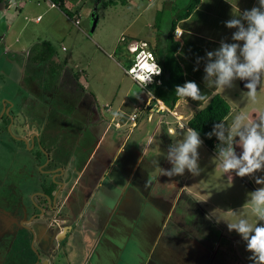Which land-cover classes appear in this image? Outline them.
I'll use <instances>...</instances> for the list:
<instances>
[{"label":"rangeland","instance_id":"rangeland-1","mask_svg":"<svg viewBox=\"0 0 264 264\" xmlns=\"http://www.w3.org/2000/svg\"><path fill=\"white\" fill-rule=\"evenodd\" d=\"M188 1L64 0L65 9L62 11L58 7H51L49 2L44 0H10L8 7H0V114L3 111L4 102H10L8 106L16 114V132L22 135L21 137L28 136L32 132V129L25 124V120L36 115L39 119L45 120L46 126L53 135H58L59 138H57L62 142L65 140L63 145L69 146L72 143L69 135L74 131V127L78 123L87 125L93 122L92 120L95 121V113L98 117L100 111L97 109L95 112L94 107H91L89 120L84 119V121L71 109H69V116L61 111L56 112L57 109L54 113L52 112L53 115L48 116L54 105L59 106L62 103L59 95L65 94L66 97L71 96L80 101L89 100L94 103L90 99V97L94 99L91 94H87L88 91H92L99 102L100 110L104 111L107 105H111L112 112H116L120 98L127 91L137 97L140 88L124 71L128 67V59L135 55V53H130L135 43L132 47L128 43L132 38H137L140 43L138 50H150L155 48L156 42L158 43L157 52L161 53V49L167 45L172 19L184 9ZM204 1L202 0L203 3ZM241 2L251 4L249 9L258 5V0H241ZM237 3H240L239 0H218L213 3V7H209V12L199 18V10L195 12L196 20L192 25L200 32V36L194 45L204 49L202 57H205L207 51L218 48L222 39L226 38L227 42H233L231 36L236 29H228L224 22L231 19L233 15L238 16L242 12L240 9L247 7V4H241L235 8L233 5ZM159 11L161 12L158 14ZM93 13L96 14V25L93 22L95 18L92 16ZM38 14H40V19L36 20L35 17ZM76 19L79 21L77 24ZM183 25L185 24L181 23V26ZM184 28L186 29V26ZM176 39L180 42V56L187 54V51L197 53L198 48L188 44L191 43V39L187 37V34ZM42 40L51 42L54 56L33 62L31 54L38 52L37 46L34 45ZM143 40H147V44L141 43ZM187 58L184 62L186 68L189 69L191 65L188 64ZM200 66L204 68L205 60L200 63ZM190 74L195 75L193 72ZM85 82L87 87L84 89L85 94L82 95ZM234 83L233 88L217 90V93L226 95V101L231 106L229 117L224 123L230 126L234 117L241 113L247 115L246 123H252L264 113V85L258 89L256 100L251 101L243 93L247 89L240 85V80ZM207 87L211 90L215 86L207 83ZM74 89L81 92L77 93L73 91ZM127 106H124L126 116L133 112V109ZM55 115L61 116L62 121L49 122L50 119L55 120L51 118ZM109 115H111L110 111L107 112V116ZM51 126L54 127L51 128ZM32 128L36 129V126ZM8 132L11 135L14 134V131L10 129ZM0 135H4L3 132H0ZM13 138L10 140L5 138V143L4 137L0 136V144L3 145L0 148V161L3 164L0 163V167L2 166L0 179L5 176L3 166L12 167V150L14 149L12 144L16 143ZM41 139L43 140V136ZM17 144L20 145L15 146L21 150L20 170L16 163L15 170L19 173L16 176L11 175L9 179L4 177L5 184L8 182L20 184V180L24 178V181L28 176V165L30 167L31 164H27L24 159L31 158V156L26 157L27 152L21 148V143L18 141ZM216 146L217 144L214 145L213 152L209 150L206 153L204 146L198 150L201 171L199 175H191L189 184L197 194L213 203L215 207L208 204L206 209L210 218L215 220L218 226L227 225V222H236L240 218H247L251 224L255 225L258 220L252 214L250 206L248 207L245 203L248 199L247 193L254 191L260 185H256L250 176L240 178L234 173H224L216 157ZM236 151L239 154L241 149L236 146ZM63 153L69 155L65 151ZM256 175H264V173L258 172ZM245 183L249 184L253 190ZM1 189H4L2 195L6 196L8 187ZM20 189L18 192L24 196L28 194L30 188L20 187ZM25 198V203L31 202V197L26 196ZM228 210L231 211L228 212ZM66 212L70 214V211ZM39 218L42 222L45 217L41 215ZM209 225L210 222L205 223L204 229L206 230ZM55 231L51 230L52 234ZM232 242H229V246ZM233 243L235 245V242ZM2 244L7 245L6 250H3ZM242 247L245 251L246 245ZM56 253L63 259L61 250L55 251ZM246 254L251 255L248 252ZM46 255L40 249L37 239L33 242V237L28 244L22 241L13 242V244L7 241L0 242V264H7V262H11L10 264H44ZM230 257L234 259L228 254V261ZM8 258L10 261L7 260Z\"/></svg>","mask_w":264,"mask_h":264},{"label":"crops","instance_id":"crops-1","mask_svg":"<svg viewBox=\"0 0 264 264\" xmlns=\"http://www.w3.org/2000/svg\"><path fill=\"white\" fill-rule=\"evenodd\" d=\"M216 1L218 0H205L203 3L201 0L191 14L176 26L183 31L180 38L187 34L191 39V43H187L198 48L197 53L187 51V54L181 55L182 58L179 49L177 56L185 82L195 81L206 97L205 100L193 101L182 97L173 107H168L138 84L139 95L134 97L127 91L118 102L116 112L119 115L114 118L111 105L105 104L107 110L101 111L92 91L87 94H91L94 99H90L94 103L66 97L65 94L59 95L64 104L54 105L48 116L53 115L56 109V112L61 111L69 116L71 109L83 121L89 120L91 107H94L95 112L98 109L100 114L97 117L95 113V121L92 120L87 125L78 123L74 127L69 135L72 143L65 151L69 155L55 152L56 159L60 160L57 167H73L75 170L74 181L79 183L81 195L79 198L71 197L73 213L71 210L70 214L66 211L63 213L62 222H66L70 230L63 241V259L55 253L49 254L45 256L44 264H64L65 261L66 264H252L242 247L245 243L241 237L234 231L229 232L226 224L218 226L210 218L206 206L214 205L190 186L192 174L185 170L182 176L168 177L161 172V169L172 167L166 154L169 145L182 139L180 133L186 129H181V125L188 127L187 121L191 115L203 107L219 89L214 87L210 90L203 80L204 68L200 66L203 60L197 65V58H202L204 49L194 45L200 32L192 25L196 20L195 12L199 10V18L209 12V7H213ZM239 2L233 6L237 8L241 4H247L245 9L251 6L241 0ZM181 23L185 25L181 26ZM130 41L139 43L137 38ZM157 45L155 42V48H152L156 52ZM186 58L191 65L189 69L185 66ZM194 68L198 70L194 71ZM192 72L195 73L194 76H191ZM86 87L85 82L82 95L85 94ZM73 91L81 92L75 89ZM219 94L226 99L225 94ZM126 105L133 109L128 116L124 109ZM109 111L111 115L107 116ZM135 112V120H131L130 117ZM228 117L229 115L226 118ZM51 118L55 120L50 119L49 122L62 121L59 115ZM33 119L39 124L32 131L35 134L43 133L44 137L49 136L46 144L53 153L58 135H53L46 126H41L36 115ZM63 142L59 141L61 144ZM218 143L219 141L216 144ZM62 146L63 144L60 147ZM202 146L206 148V153L209 150L213 152L204 143ZM37 159L40 160L38 155ZM90 162V168L95 172V177L91 179L84 175L85 172L88 174L87 165ZM50 169L54 171L53 167ZM209 222L210 225L205 230L204 225ZM229 242L232 245L229 246ZM228 254L234 259L230 257L228 261Z\"/></svg>","mask_w":264,"mask_h":264},{"label":"clouds","instance_id":"clouds-1","mask_svg":"<svg viewBox=\"0 0 264 264\" xmlns=\"http://www.w3.org/2000/svg\"><path fill=\"white\" fill-rule=\"evenodd\" d=\"M224 23L228 29H236L231 36L233 42L222 39L218 48L207 51L205 57L197 58V65L201 60H205L204 82L225 90L233 88L235 81H243V88L247 89L243 93L251 101H255L258 89L264 85V0H258L257 6L243 10L238 16L233 15ZM182 32L175 27L174 39L177 40L175 37H180ZM134 43L135 46L129 52L135 53V62L125 70L130 78V75H133L137 79L131 78L134 82L147 88V85L162 73V69L151 49L138 50L140 43L137 41H130L128 44L132 47ZM141 43L147 44L146 41ZM140 54L152 64L150 67L147 64L138 65ZM137 69H140L139 73ZM196 70L198 68H194V71ZM175 93L193 101L206 99L195 81L177 85ZM118 115L117 112L113 113L114 118ZM246 121V114H238L230 126H226L224 122L215 123L212 131L206 133V136L209 139L215 136L219 141L216 157L224 173H234L240 178L250 176L256 185H260L247 193L248 199L245 203L250 206L258 223L253 225L247 218H240L236 222H227V228L229 232L235 231L245 242V251L251 254L247 259L252 264H264V175H256L258 172L264 173V113L252 123ZM181 129H186L180 133L182 139L169 145L166 154V159L172 167L161 169L162 174L168 177L182 176L185 170L192 175H199L201 171L198 150L203 145V140L200 133L184 125H181ZM236 146L241 149L239 154Z\"/></svg>","mask_w":264,"mask_h":264},{"label":"flooded vegetation","instance_id":"flooded-vegetation-1","mask_svg":"<svg viewBox=\"0 0 264 264\" xmlns=\"http://www.w3.org/2000/svg\"><path fill=\"white\" fill-rule=\"evenodd\" d=\"M15 103L14 101V104ZM10 104L11 103L7 101L3 104V111L0 114V132H3L4 135L0 136H3L5 141V138L10 140L13 138V135H15L13 138V140L16 141L15 145H20L17 144L18 141L21 143V148L27 152L26 157L31 156V158H25L24 160L27 164L31 165L30 167L28 165V176L24 181V178L20 180V184H18V182L17 184L13 182L5 184V178L9 179L11 175L16 176V174L19 173L15 170V165L18 163V170H20L19 164L20 160H22L20 158L21 150L19 147L12 144V148H14L12 150V167L3 166L5 169V178L3 177L0 179V217H2L0 218V242L7 241V243L10 242V244H13V242L18 243L22 241L24 244H28L30 243L31 237H33V242L37 239L40 249L43 252L47 255H52L55 253V248L58 246L55 243H51V236L54 237L55 234H58L57 236L60 238L59 240H61L59 243L61 249L59 250L63 248L64 232L68 230V224L62 222L64 220L63 213L67 210H71V213H73L74 209L72 208L71 197L76 196L79 198L81 195L78 188L79 183L77 184V180L74 181L76 175L73 173L75 171L73 167H57L59 164L57 161L60 160L56 159L55 152L60 154L58 151V148L62 145L59 143L60 140L57 139V141L54 142V152L52 153L50 148L47 147L46 142H44L46 138L50 139L49 136L44 137L43 133L35 134V132L32 131V127L39 124V122L36 123L34 121L33 117L30 116L29 120H25V124L28 128L32 129V132L24 137L17 134V125L15 124L16 114L13 112V109L11 110L8 106ZM42 120L43 119H40L41 126H46L45 121ZM9 129L14 131L13 135L9 134ZM41 136H43L44 141L41 139ZM2 147L3 145L0 144V148ZM37 155L40 160L37 159ZM0 163L3 165L1 161ZM91 165V162L87 165V169L89 170L88 174L86 172L84 173L85 177H89L90 179L95 177V172L90 168ZM37 167H39V170H37ZM52 167L54 171L50 169ZM1 168L2 166L0 169ZM33 172L35 173L33 174ZM50 174L52 176H50ZM55 181H60L63 185L57 184ZM3 187H8L6 196L2 195L4 189L1 188ZM20 187L30 188L28 194L24 196L20 195L18 192L21 190ZM48 188H51L50 192L47 191ZM56 191H59L57 195ZM26 196L31 197L30 203H25ZM66 208L68 209L66 210ZM41 215L45 217L42 222L39 221ZM35 219L36 221H34ZM32 226L35 228L34 233L30 231ZM51 230H56L54 235ZM2 246L4 248L3 250L7 249V245L2 244ZM55 255L60 257L58 253Z\"/></svg>","mask_w":264,"mask_h":264},{"label":"trees","instance_id":"trees-1","mask_svg":"<svg viewBox=\"0 0 264 264\" xmlns=\"http://www.w3.org/2000/svg\"><path fill=\"white\" fill-rule=\"evenodd\" d=\"M49 1L54 2L56 4L55 7L60 8L62 11L65 9L64 0ZM200 1L201 0H189L184 9L176 16H174L168 31L167 45L165 48L161 49V53H158L154 49H151V52L156 58L157 63L162 69V73L156 76L154 80L147 85L146 89L147 91L151 92L155 98H159L160 100H162L168 107H173L174 104L180 98H182L176 95L175 88L177 85H183L185 83L183 69L177 56V53L180 49V42L174 39L173 31L177 26V23L187 18L191 14V12L199 5ZM9 4L10 0H0V7L6 8ZM160 12L161 11H159L158 14ZM94 15L96 14L94 13ZM34 46H37V48H34H36L38 52L33 53V55L31 54V59L33 62L46 60L48 58L50 59L54 56V49L50 41L42 40L40 42H37ZM157 53L159 56H157ZM128 62L129 63L127 68H129L135 62L134 57L128 59ZM230 110L231 107L226 99L219 93H215L209 98V100L203 105V107L197 109L191 115V117L187 121V125L188 127H191L199 132L203 143L209 149H213L218 140L214 137H212L211 139L207 138L206 133L212 131L213 125L215 123L222 122L229 115ZM66 148H68V146L65 145L59 147V153H63V150L66 151ZM249 188H251L250 185ZM251 189L253 190V188ZM47 191L50 192L51 188H48ZM9 259L10 258H8L7 260ZM10 263L11 262H7V264Z\"/></svg>","mask_w":264,"mask_h":264},{"label":"water","instance_id":"water-1","mask_svg":"<svg viewBox=\"0 0 264 264\" xmlns=\"http://www.w3.org/2000/svg\"><path fill=\"white\" fill-rule=\"evenodd\" d=\"M93 15H94V13H93ZM94 19H93V22H94V25H96V23H97V19H96V15H94ZM243 81H240V85L243 87ZM57 184H62V182H60V181H55ZM63 185V184H62ZM58 192L59 191H56V195L58 194ZM55 195V196H56ZM69 229V228H68ZM30 231L32 232V233H34L35 232V228L32 226L31 228H30ZM68 233H70V230H67V231H65L64 232V239H65V237H66V235L68 234ZM53 235H54V233H53ZM58 235V234H57ZM56 234H55V236L53 237V236H51V243H55V244H57V246L58 247H56L55 248V251L56 252H58L59 251V249H61V246H59V243L61 242V240H59L60 238L57 236Z\"/></svg>","mask_w":264,"mask_h":264},{"label":"built area","instance_id":"built-area-1","mask_svg":"<svg viewBox=\"0 0 264 264\" xmlns=\"http://www.w3.org/2000/svg\"><path fill=\"white\" fill-rule=\"evenodd\" d=\"M47 1L49 2L50 6H52V7H55V6H56V4H55L54 2H51V1H49V0H47ZM39 19H40V16H37V17H36V20H39ZM78 22H79L78 19H76V20H75V23L77 24ZM132 69H133V67L129 69V73H130V70H132ZM130 76H131V78H132L133 80H137V79L134 78L133 75H130ZM135 117H136V113H133L132 116H131L130 118H131V120H134Z\"/></svg>","mask_w":264,"mask_h":264},{"label":"bare ground","instance_id":"bare-ground-1","mask_svg":"<svg viewBox=\"0 0 264 264\" xmlns=\"http://www.w3.org/2000/svg\"><path fill=\"white\" fill-rule=\"evenodd\" d=\"M135 46V45H134ZM133 46V47H134ZM139 59H140V61H139V63H138V65H144V64H147V65H149V67L152 65V64H150L144 57H142V54H140L139 55ZM137 65V66H138ZM137 66H136V68H137ZM142 68V67H141ZM140 70V69H139ZM139 70L137 69V72L139 73ZM143 70L144 71H147V69H144L143 68Z\"/></svg>","mask_w":264,"mask_h":264}]
</instances>
